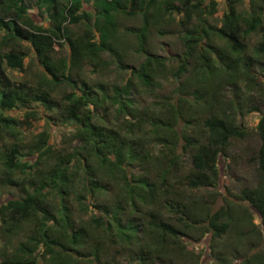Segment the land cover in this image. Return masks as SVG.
I'll list each match as a JSON object with an SVG mask.
<instances>
[{"label":"trees","instance_id":"obj_1","mask_svg":"<svg viewBox=\"0 0 264 264\" xmlns=\"http://www.w3.org/2000/svg\"><path fill=\"white\" fill-rule=\"evenodd\" d=\"M226 1L227 9L224 10L220 19L221 24L218 26L210 21L217 13L215 0H97L96 5L101 9L95 15V28L99 32V38L94 40L89 30L81 37H73L68 34L65 26L66 22L76 23L80 20L82 16L79 10L85 0L64 2L37 0L39 6L43 5L50 11V25L46 27L39 25L27 14L24 0H0V28L5 27L11 32L10 35L0 38V123L13 127L15 119L7 116L5 111L15 107L18 102L22 106L30 102L52 104L51 106H56L59 115L69 124L72 136L81 143L79 149L73 153L55 155V163L48 171L39 175L38 181L32 183L34 184L32 189L24 196L8 199L0 205V215L7 224L6 231L13 232L24 223H32V228L35 226L27 239L19 240L18 245L12 248L10 253H7L4 247L0 249V264H36L38 256L46 255L51 264H77L76 255L84 254L80 251L84 249L77 248L79 245L82 247L85 242L84 230L80 228L82 227L80 224L79 228H75V222L69 216L70 208L66 204L59 203L54 213L53 204L48 202L47 198L52 189L67 197L73 194L77 187L95 193L102 187L99 183L101 176L119 175L124 194L123 201L129 204L131 212H141L140 207H146L142 223L145 234L153 239L155 245L171 249L175 247L179 255L186 254L183 236L192 235L196 239H201L212 234L213 238L218 239L232 230L237 241H241L240 235H252L251 246L256 247L258 236L261 237V233L264 236L263 118L256 124L260 140L254 160L256 183L250 187H243L239 194L233 195L238 201L225 199L224 204L215 209V194L218 192L217 185L220 181L219 157L225 153L233 139H243L247 135V130L234 114L225 110L220 111V105L214 103L217 95L215 92L211 95L212 87L205 86V91L211 95L210 97L206 93L204 95L199 86H194L189 93L187 91L182 93L185 83L189 82L185 81L176 90L175 102L162 96L155 107L138 108L133 106L129 98L122 100L118 98L120 91L128 92L129 84L126 82L114 96L117 100L116 115L117 117L122 115L124 121L121 126L124 134L114 127L105 125L102 119L95 121L94 109L102 98L73 90L67 92L62 101L51 100L53 88L60 82L70 79L71 66L78 65L82 60L96 65L99 54L103 51L114 55L111 38L115 35L117 27L115 16L122 13L129 15L138 12L141 16L142 25L135 29V36L140 50L145 53V58L138 67L130 69V74L139 80L145 90L153 92L156 79L164 72L165 64L161 56L144 51L145 32L149 24L148 11L151 7L154 8L155 18H161L166 12L169 13V17H180L178 22L182 28L184 57L188 58L196 53L199 63L193 75L198 76L204 84H207V78L214 77L218 71L211 62L213 52L211 48L215 45L210 43V39L214 35L223 39L229 53L236 54L234 58L228 51L222 52L223 48H214L218 51L220 60L226 64L223 66L224 73L219 71L218 73L227 81L226 79L232 75L228 72L233 66L232 62L239 60L240 51L244 46L243 39L252 31L260 32L261 40L255 50L258 54H264V18L253 8L256 0H250L251 5L247 8L246 15H240L237 9L238 3L242 0ZM260 1L262 4L259 5V10L264 12V0ZM177 15L179 16L176 17ZM16 39L28 41L36 53L44 73L37 80L36 87L21 82L12 83L9 80L1 82L2 78L7 79L4 75L6 69L23 68L26 53L17 47ZM12 42L14 46H9L7 50L3 48ZM62 43H66L70 49L69 60L53 58L55 45ZM184 65L185 60L182 59L178 71H181ZM245 67L246 74H250L248 65ZM190 86L192 85H189V88ZM202 101L206 102L205 111H199ZM209 101L212 104L207 105ZM26 114L34 117L35 111L26 110ZM190 129H194L198 134L193 135L189 132ZM135 131L141 133V136H135L136 139L133 133ZM178 134H181L184 140L183 153L188 162L184 166L175 165L177 159L181 158L177 151ZM148 135L154 136L155 141L160 144L158 154L146 149L143 144V137ZM37 137L32 150L37 151V157L42 158L52 149L48 146L46 131L39 132ZM136 159L156 161L154 168L157 178L154 181L150 182L140 176L130 178L125 168ZM71 161L72 168L78 165L84 169L80 180L75 170H68L66 164ZM2 163L7 175L16 169L30 166L19 159L16 147H11L5 153ZM92 164L95 167L90 169L89 165ZM170 178H173V181ZM2 180L3 178H0V181ZM7 180L18 184L8 177ZM169 181L182 184L184 189L192 193L202 190L206 194L196 195L191 201L186 198L177 200L175 197L170 201L162 200L160 196L168 191L166 185ZM244 202H247L248 206H245ZM161 207L170 211L173 218L160 217L158 213ZM251 208L259 215L261 229L252 222ZM81 209L85 210L86 207L81 206ZM119 209L117 204L112 210L101 209L102 213L95 214L92 222L100 226L111 237L110 240L125 236V241L129 242L138 226L127 219L128 223L125 225L128 228H125L117 217ZM55 218L60 223V230L58 236H50L48 229L52 224L48 222ZM247 227L250 230L247 231L245 229ZM113 229L116 232H113ZM41 247H45L44 250ZM88 248L87 252L98 254V244H88ZM71 250L75 251V256L70 254ZM153 250L158 251L155 248ZM153 250L145 253L149 254ZM224 254L223 251L217 254L215 252L218 264H224L226 260ZM136 258L140 264H146L147 257L143 250ZM239 259L237 264H264V249L243 253Z\"/></svg>","mask_w":264,"mask_h":264},{"label":"rangeland","instance_id":"obj_2","mask_svg":"<svg viewBox=\"0 0 264 264\" xmlns=\"http://www.w3.org/2000/svg\"><path fill=\"white\" fill-rule=\"evenodd\" d=\"M36 1L24 0L27 14L39 25L46 27L50 25V11L46 10L43 5L39 6ZM60 1L64 2V0ZM215 1L217 13L210 21L220 26L222 14L227 9V1ZM96 2L97 0H85L83 7L79 10L82 16L80 20L76 23H65L70 36L81 37L85 31L89 30L93 34L94 40H98L99 32L95 28V15L101 9L96 5ZM261 4L262 1L256 0L253 8L264 18V12L259 10V5ZM250 5V0L239 2L237 5L239 14L246 15L247 13L245 12L247 8H250ZM153 14H155L154 8L151 7L148 11L149 24L145 32L144 51L161 56L165 64V70L157 77L153 92L145 90L139 80L130 74V69L138 67L145 58V53L140 50L135 36V29H139L142 25L141 16L138 12L129 15L122 13L115 16L117 27L115 35L111 38V45L115 51L114 55L108 51H103L99 54V60L96 65L82 60L78 65L71 66L70 79L60 82L53 88L51 100L53 102L62 101L63 96L73 90L79 93L83 91L89 96L102 98L100 104L96 105L94 109L95 121L102 119L105 125L114 127L121 134H124L121 127L124 121L122 120V115L119 114V117L116 115L117 102L115 101L117 100L114 99L116 98L114 96L117 90L120 91L126 82L129 84L128 92L120 91L118 98L119 100L129 98L132 100L133 106L138 108L155 107L162 96H166V98L175 102L176 90L185 81L189 82L185 83L186 86L182 93H186V91L189 93L194 86H199L200 91L204 95L206 93L209 97L215 92L217 99L214 103L220 105V111L225 110V112L234 114L244 124L247 135L243 139H233L225 153L219 157L220 181L217 185L218 192L215 194L214 208L217 209L223 205L225 199L238 201L233 195L239 194L243 187H250L255 184L257 179L254 160L260 140L256 124L260 118L264 119V54L256 53L255 48L261 40V34L257 30L252 31L243 39L244 46L240 51L239 60L232 62L233 66L228 71L232 75L226 79L227 81L223 80L218 73V71L222 72V74L224 73L225 68L223 66L226 64L220 60L219 53L214 48H223V52L224 50L228 51V46L217 35L212 36L210 43L215 45V47L211 48L213 49L211 62L218 71H216L214 77L207 78V84H204L198 76L195 77L193 75L196 65L199 63L198 58L196 59V53H193L188 58L184 57L182 28L178 22L179 15L176 16L178 18L169 17V13L166 12L161 18H155ZM10 33L7 28H0V38L8 36ZM15 44L26 53L23 68L6 69L4 75L7 79L2 78L1 82L5 83L6 80H9L12 83L21 82L36 87L37 80L44 74L36 53L26 40L16 39ZM15 44L12 42L3 48L7 50L9 46H14ZM230 55H233L234 58L236 56L233 53ZM53 58L69 60L70 49L68 45L66 43L56 44ZM182 59L185 60V65L182 66L183 69L181 71H178L181 67ZM247 65L250 74L245 72L247 70L245 66ZM177 71L178 74H176ZM189 85L192 86L189 88ZM205 86L212 87L211 95L205 91ZM205 104L206 102L202 101L199 111L206 110ZM209 104H212V102L209 101L207 105ZM51 105L30 102L26 106H22L18 102L15 107L5 111L7 116L15 119V124H13V127H9V125L0 123V178H3L0 181V205L8 199L20 198L30 191L33 187L32 185H34L32 183L38 181L39 175L44 171H48L52 164L55 163V155L59 153L70 154L79 149L81 143L72 136L69 131V124L59 115L58 108ZM26 110H34L35 116L27 115ZM41 131H46V140L52 150L48 154L43 155L42 158H39L37 157V151L32 150V145L35 144L38 139L37 135ZM189 132H192L195 136L198 134L194 129H190ZM133 133L134 137H138L141 134L137 133V131ZM145 134L147 135V133ZM180 135L178 134L177 151L181 158L177 159L175 165L184 166L188 162L186 161L187 157L183 153L184 140ZM142 142L146 149L151 150L154 154H158L161 149L154 136L143 137ZM11 147H16L19 159L30 166L16 169L13 173L7 175L2 162L5 153ZM155 162L153 160L136 159L131 164H127L125 169L131 179L140 176L152 182L157 178L156 168H154ZM66 165H68L69 171L75 170L77 172L78 180L82 178L83 168L78 165L72 168V161ZM89 166L90 169L95 167L93 164ZM7 177L18 184L10 183ZM170 180L173 181V178H170ZM171 181L166 185L168 191L171 190V192L167 191L160 196L162 200L170 201L171 198L175 197L177 200L186 198L191 201L196 195L205 196L206 194L202 190L192 193V191L184 189L182 184ZM120 182L119 175L115 177L101 176L99 183L102 187L99 188V191L91 193L88 190H82L77 187L73 191L74 193L68 197L65 194L61 196L55 190H51L47 200L53 204V212L56 213L59 203L66 204L70 208L71 214L69 216L74 220L75 228H79L80 224L82 226L80 228L84 230L85 242L81 245L82 247L80 245L77 246V248L84 249L80 250L84 254L76 255L75 251H69L73 256H78L77 264H140L136 257L142 250L145 257H147L146 264H218L219 260L215 252L217 254L221 251L225 252L226 260L224 264H237L241 254L253 253L264 249L263 233H261V237H259L260 235L258 236L256 247L254 245L252 248V235H240L241 241H237V237L232 230L218 239L213 238L212 234L205 235L201 239H196L192 235L183 236L186 254L181 253L179 255L175 247L171 249V247L155 245L153 239L145 234L142 223L146 207L139 206L141 212H131L129 204L123 201L124 194ZM172 183L174 184L172 185ZM173 191L176 193L174 194ZM116 204L120 207L117 217L122 222V225L128 228L126 226L128 219L131 221L130 223L138 226L133 231L134 236L131 237L129 242L125 241V236L110 240L111 237L100 226H96L92 222L95 214L102 213L101 209L112 210ZM243 204L248 206L247 202ZM81 206H85L86 209H81ZM251 210L253 211L250 213L252 222L259 225L261 229L259 215L252 208ZM158 214L162 218H173L172 213L167 211L165 207H161ZM48 224H52L48 229L50 236H58L60 230L58 219L55 218ZM6 226L7 224L0 215V249L4 247L7 253H10L11 249L18 245L19 240H26L30 231L35 228V226L32 228V223H24L20 228H16L15 231L8 232L5 229ZM247 228H245L247 231L250 230L249 227ZM113 232H116V230L113 229ZM88 244H98L99 251L97 255L87 252V249H89ZM44 248L41 247L42 250ZM153 248L158 251L153 250ZM150 249L153 252L145 253ZM47 258V255L45 257L38 256L36 264H51Z\"/></svg>","mask_w":264,"mask_h":264}]
</instances>
